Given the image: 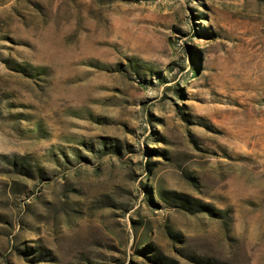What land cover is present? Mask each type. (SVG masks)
I'll list each match as a JSON object with an SVG mask.
<instances>
[{"label":"rangeland","instance_id":"1","mask_svg":"<svg viewBox=\"0 0 264 264\" xmlns=\"http://www.w3.org/2000/svg\"><path fill=\"white\" fill-rule=\"evenodd\" d=\"M0 264H264V0H0Z\"/></svg>","mask_w":264,"mask_h":264}]
</instances>
